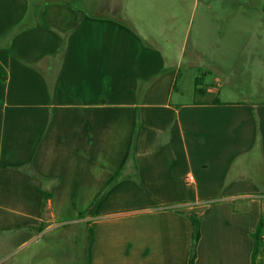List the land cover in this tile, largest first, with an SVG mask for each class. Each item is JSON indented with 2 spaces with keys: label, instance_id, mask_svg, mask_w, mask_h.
<instances>
[{
  "label": "crops",
  "instance_id": "crops-1",
  "mask_svg": "<svg viewBox=\"0 0 264 264\" xmlns=\"http://www.w3.org/2000/svg\"><path fill=\"white\" fill-rule=\"evenodd\" d=\"M164 1L133 2L166 16ZM108 8L0 0V234L70 227L85 233V264H190L194 217L195 264H253L264 102L217 79L197 77L196 94L180 84L183 64L192 80L198 61L220 70L244 53L245 32L197 31L182 62L176 31ZM241 56L235 67L264 69L261 55Z\"/></svg>",
  "mask_w": 264,
  "mask_h": 264
},
{
  "label": "rangeland",
  "instance_id": "rangeland-1",
  "mask_svg": "<svg viewBox=\"0 0 264 264\" xmlns=\"http://www.w3.org/2000/svg\"><path fill=\"white\" fill-rule=\"evenodd\" d=\"M69 1L73 6L85 8L87 12L102 15L110 12L108 7L121 2L124 10L131 8L133 14L130 17L147 32L173 29L176 32L172 44L177 48L173 53L179 59L182 50V62L188 58L192 39L198 38L197 31L205 34L208 30H243L245 35L236 37L241 40L236 44L247 46L244 53H226L228 65L220 70L206 68V64L197 58V75L192 80L188 74L190 70L183 64L180 84L196 94L197 77L204 85L214 84L217 79L225 88H231L230 85L227 86L230 83L237 84L247 93L250 102H264V92L259 90L261 86L264 88V69L248 64H241L239 67L233 65L235 60L241 62L246 59L241 54L264 57V0H166L158 5L164 9L166 16L157 13V10L153 11L148 5L134 3V0ZM125 16L124 11L118 14V17ZM199 38L205 40L207 36L205 34ZM239 50L241 52L243 48ZM75 232L70 227L50 229L45 226L37 230H23L11 240L8 233L0 234V264H85V233L81 232L78 239Z\"/></svg>",
  "mask_w": 264,
  "mask_h": 264
},
{
  "label": "trees",
  "instance_id": "trees-1",
  "mask_svg": "<svg viewBox=\"0 0 264 264\" xmlns=\"http://www.w3.org/2000/svg\"><path fill=\"white\" fill-rule=\"evenodd\" d=\"M17 31H18V29L16 31H13L12 36ZM64 53H65V43L63 44V46H61V48L59 49V51L57 52L56 55H57V57L62 59L64 56ZM198 82L199 81H197V84H198ZM198 91L201 92L200 90H198ZM32 174H33V176L39 177V175L35 171H33ZM40 192L44 196L43 207L45 208L47 205L48 199L51 198V194L45 193L43 191H40ZM191 221L193 223V238H192V249H191V256H190V264H195V260L197 257V246H198L199 240L201 238V224H200L199 219L194 218V217L191 218ZM262 230H263V225L261 224L257 230V233H256V237H255L256 241L258 240L259 235L262 233Z\"/></svg>",
  "mask_w": 264,
  "mask_h": 264
},
{
  "label": "built area",
  "instance_id": "built-area-1",
  "mask_svg": "<svg viewBox=\"0 0 264 264\" xmlns=\"http://www.w3.org/2000/svg\"><path fill=\"white\" fill-rule=\"evenodd\" d=\"M186 183L188 185L193 184L194 177L192 175L187 176ZM255 252L256 255L254 256L253 264H264V232L259 235L256 241Z\"/></svg>",
  "mask_w": 264,
  "mask_h": 264
}]
</instances>
